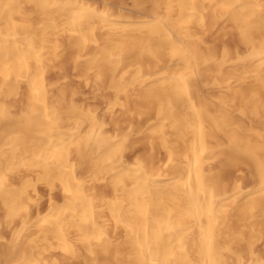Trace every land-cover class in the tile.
Returning a JSON list of instances; mask_svg holds the SVG:
<instances>
[{
	"label": "bare ground",
	"instance_id": "6f19581e",
	"mask_svg": "<svg viewBox=\"0 0 264 264\" xmlns=\"http://www.w3.org/2000/svg\"><path fill=\"white\" fill-rule=\"evenodd\" d=\"M69 50L109 83L102 112L53 107ZM22 84L26 123L0 116L2 264H264V0H0V97ZM124 96L143 130L111 111Z\"/></svg>",
	"mask_w": 264,
	"mask_h": 264
},
{
	"label": "rangeland",
	"instance_id": "374dc122",
	"mask_svg": "<svg viewBox=\"0 0 264 264\" xmlns=\"http://www.w3.org/2000/svg\"><path fill=\"white\" fill-rule=\"evenodd\" d=\"M158 1L159 0H154V3H157ZM28 18V15L25 13L17 16V19L21 21H27ZM211 35L213 37L211 36L210 39L221 37L220 39L226 40L231 47L234 46L237 42V34L234 32H228L226 37L224 38H222V33H220L218 36L216 31L211 33ZM219 48L220 47H218V49ZM68 53L69 55L66 56L65 60L62 62V66L56 67L53 71L49 72L48 79L50 80V82L48 81V83L52 85L53 90L55 91V96L53 97V107L56 106V104L59 102V98L62 97L63 105L67 107H73L74 104H77L78 106H81L84 111L97 110L98 112H102L103 108L107 105V99L105 96L101 97L98 95L102 91H106L109 89V83L105 79L99 78L97 74H95V72H88L82 66L76 64L77 56L73 53V51L69 50ZM56 56L57 54L54 56L55 59ZM47 60H49V58ZM212 89L213 88H209L208 90L211 92ZM215 96L220 98H230L231 92L228 88H220ZM0 98V100L4 101L6 104V107L2 109V112H0V116L2 117V121L4 123H14L17 121V119L22 120V122L26 123V120L29 118L32 112L29 104V87L26 84H22L19 91L13 94L8 99L4 100V97ZM227 102L235 111L241 110L244 107V104H242V101L239 97L228 99ZM111 108V111L115 116L118 117L120 123H124L123 113L130 109L133 110V112H135L133 119L135 121V127H138L140 130H143V128L145 127L147 120L138 125V122L142 119L138 118V114L136 112L137 110L134 109L132 99L127 100L124 96V98L122 99V104H113ZM59 112L62 111L60 110ZM229 118L236 120L242 117L237 114L234 115V112H232ZM242 119L245 127L247 128H253L260 123V120L250 113L245 114V117ZM59 121L66 125L70 124L71 127L76 124L74 121L68 122L66 116L64 115L63 117L59 118ZM108 121H110L109 118ZM12 130L13 129H9L8 133L12 132ZM130 146H133L132 143L130 144ZM139 149L140 146L134 145L132 153H137ZM221 164H224V161L212 162L211 166L217 167ZM241 175L242 173L237 169H224V176L229 182H232L234 178H240ZM249 178V174L245 173L243 177L244 181L247 183L250 182ZM12 234L13 231H11V229H7L4 227V236L0 239V264L4 262V252L10 244V240H15V237ZM20 260H23V256L20 254L16 255L14 256L11 264H17ZM5 264H9V261H6Z\"/></svg>",
	"mask_w": 264,
	"mask_h": 264
}]
</instances>
